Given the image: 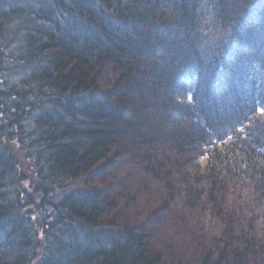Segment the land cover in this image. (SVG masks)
I'll return each instance as SVG.
<instances>
[{"label":"trees","instance_id":"1","mask_svg":"<svg viewBox=\"0 0 264 264\" xmlns=\"http://www.w3.org/2000/svg\"><path fill=\"white\" fill-rule=\"evenodd\" d=\"M0 264H264V0H0Z\"/></svg>","mask_w":264,"mask_h":264},{"label":"rangeland","instance_id":"2","mask_svg":"<svg viewBox=\"0 0 264 264\" xmlns=\"http://www.w3.org/2000/svg\"><path fill=\"white\" fill-rule=\"evenodd\" d=\"M202 163L205 164V163H206V159H203V160H202Z\"/></svg>","mask_w":264,"mask_h":264}]
</instances>
